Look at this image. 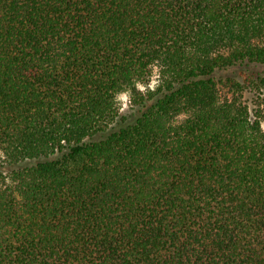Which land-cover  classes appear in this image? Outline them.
Segmentation results:
<instances>
[{
  "label": "trees",
  "instance_id": "1",
  "mask_svg": "<svg viewBox=\"0 0 264 264\" xmlns=\"http://www.w3.org/2000/svg\"><path fill=\"white\" fill-rule=\"evenodd\" d=\"M263 65L264 0H0V264H264Z\"/></svg>",
  "mask_w": 264,
  "mask_h": 264
},
{
  "label": "rangeland",
  "instance_id": "2",
  "mask_svg": "<svg viewBox=\"0 0 264 264\" xmlns=\"http://www.w3.org/2000/svg\"><path fill=\"white\" fill-rule=\"evenodd\" d=\"M257 70L264 73V65L258 67ZM156 82H157V77L155 74L152 77V79L149 83V86L154 87ZM140 88H141V90H145V86H143V85H140ZM247 96H248L249 102L251 103V107H254L252 96L251 95H247ZM130 99H131L130 94L128 92H122L121 94L118 95L117 100L119 102V106H120L122 113H128L129 114L132 112L133 108H132V103H131Z\"/></svg>",
  "mask_w": 264,
  "mask_h": 264
}]
</instances>
